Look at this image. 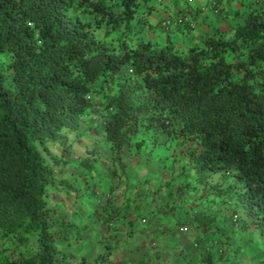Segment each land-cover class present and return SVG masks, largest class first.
<instances>
[{
	"label": "trees",
	"instance_id": "1",
	"mask_svg": "<svg viewBox=\"0 0 264 264\" xmlns=\"http://www.w3.org/2000/svg\"><path fill=\"white\" fill-rule=\"evenodd\" d=\"M153 1L0 0V264L264 260V0Z\"/></svg>",
	"mask_w": 264,
	"mask_h": 264
},
{
	"label": "rangeland",
	"instance_id": "2",
	"mask_svg": "<svg viewBox=\"0 0 264 264\" xmlns=\"http://www.w3.org/2000/svg\"><path fill=\"white\" fill-rule=\"evenodd\" d=\"M154 2V5L155 6H157V7H159V8H161V9H163L164 10V7H165V5L166 4H169V6H170V8L169 9H167V10H164V14L165 15H167V14H175V13H177L178 12V10H177V8H180V9H183L184 8V10H185V12L188 10V8L192 5L193 7H196L197 5H198V1L197 2H195L194 4H187L186 5V3H185V0H180V1H178V4H176L175 3V1H173V0H164V2L162 3V1H160V2H158V0H155V1H153ZM164 6V7H163ZM176 9V10H175ZM196 9H198V8H196ZM149 11L148 10H146L145 11V14L147 15V13H148ZM160 15V14H159ZM157 16L156 14L154 15L155 17H152L151 18V22L152 23H157V20L159 19V17L160 16ZM197 30H195L194 32H196ZM160 139V138H159ZM161 140V139H160ZM84 147H81V146H74L73 145V147H72V151H73V153L76 155V156H78V154H81V153H79V152H85L84 151V149H83ZM160 148H162V147H160V146H157V149H154V150H158V151H160ZM53 150H54V152H57V148L54 146L53 148H52ZM82 155V154H81ZM131 155V154H130ZM126 156L128 157V154H126ZM133 166H134V164H133ZM105 169L104 168H100V176H99V178L101 179H103V181L104 182H107L108 180H106V178L104 179L103 177L105 176ZM141 240H145V238L144 237H141ZM177 240H180V237L177 235L174 239H171V240H166V243H164V245H165V247H167L165 250H166V252H168L169 253V255H168V257L167 258H165V261H164V263H162V264H174V262H176V261H173V259H172V256H171V252L173 251V249H177V250H179V251H181V250H183V252L182 253H184L185 252V255H180L179 254V256H178V260H180V261H178V262H180V264H196L195 262L196 261H198V263L197 264H199V263H201L202 261H201V259L200 258H198V254H199V248L196 246V245H194V244H192L189 240H182L181 239V241H183L184 242V246L183 245H179V244H176V241ZM144 249V248H143ZM138 250V249H137ZM249 250V249H248ZM247 250V251H248ZM129 253H130V248H129V250H127ZM142 251V250H141ZM141 251H136V254H137V256L136 255H134V256H129L127 259H125L126 258V256H123L122 257V259L124 260V264H128V263H132V264H136L137 262H139V257H138V253L140 254L141 253ZM251 251V250H250ZM249 251V252H250ZM125 254H128V253H125ZM118 256V255H117ZM249 257V256H248ZM253 258H255V256H253ZM226 262H228V261H226ZM235 262H237L238 263V261L236 260ZM245 263H247L246 261L245 262H243V263H241V264H245Z\"/></svg>",
	"mask_w": 264,
	"mask_h": 264
},
{
	"label": "crops",
	"instance_id": "3",
	"mask_svg": "<svg viewBox=\"0 0 264 264\" xmlns=\"http://www.w3.org/2000/svg\"><path fill=\"white\" fill-rule=\"evenodd\" d=\"M195 2H197V1L195 0ZM201 3H202V0H201ZM199 6L197 5L196 8H199ZM196 8H194L195 12H197ZM262 257L264 258V255ZM247 258L248 259L245 260L247 263H245V264H264V260L262 261V258L261 259H257V260L253 259L252 257H247Z\"/></svg>",
	"mask_w": 264,
	"mask_h": 264
},
{
	"label": "clouds",
	"instance_id": "4",
	"mask_svg": "<svg viewBox=\"0 0 264 264\" xmlns=\"http://www.w3.org/2000/svg\"><path fill=\"white\" fill-rule=\"evenodd\" d=\"M188 2L193 4V2L195 3V0H188Z\"/></svg>",
	"mask_w": 264,
	"mask_h": 264
},
{
	"label": "built area",
	"instance_id": "5",
	"mask_svg": "<svg viewBox=\"0 0 264 264\" xmlns=\"http://www.w3.org/2000/svg\"><path fill=\"white\" fill-rule=\"evenodd\" d=\"M168 22H169V21H165V22H163V23H164V25L168 26Z\"/></svg>",
	"mask_w": 264,
	"mask_h": 264
}]
</instances>
